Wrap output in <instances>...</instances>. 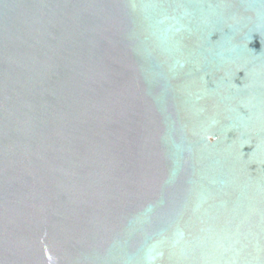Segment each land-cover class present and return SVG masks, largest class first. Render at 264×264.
Instances as JSON below:
<instances>
[{"label": "water", "instance_id": "95a60500", "mask_svg": "<svg viewBox=\"0 0 264 264\" xmlns=\"http://www.w3.org/2000/svg\"><path fill=\"white\" fill-rule=\"evenodd\" d=\"M0 264H264V0H0Z\"/></svg>", "mask_w": 264, "mask_h": 264}]
</instances>
